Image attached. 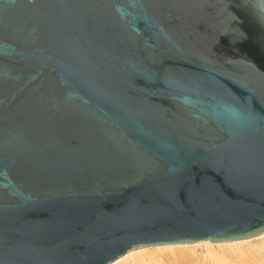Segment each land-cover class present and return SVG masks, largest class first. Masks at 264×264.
<instances>
[{"label": "water", "instance_id": "water-1", "mask_svg": "<svg viewBox=\"0 0 264 264\" xmlns=\"http://www.w3.org/2000/svg\"><path fill=\"white\" fill-rule=\"evenodd\" d=\"M262 0H0V264L264 234Z\"/></svg>", "mask_w": 264, "mask_h": 264}, {"label": "rangeland", "instance_id": "rangeland-1", "mask_svg": "<svg viewBox=\"0 0 264 264\" xmlns=\"http://www.w3.org/2000/svg\"><path fill=\"white\" fill-rule=\"evenodd\" d=\"M242 241H248V242H242L241 244L239 243V244H234L230 246L221 245L223 243L213 244L210 242H208L210 244H199L197 246L196 245L194 246V244H187L185 248L174 249V250H186L187 251L188 255L182 259L180 258L173 259V257H170L169 255L166 254L168 250H165V249L155 250V248L150 247L149 248L150 250L144 253H152V256L149 259L151 260L153 259V260L152 261L147 260L143 264H146V263L148 264H152V263H155V264H264V247L262 246V244L264 245V234H261L259 236H256L254 238H250L247 240H242ZM216 245H219V246H216ZM259 245L261 248H259ZM134 251H139V250L131 251L130 253H133V254L126 257V259H124L120 263L121 264H133L130 260V257L139 254V253H135ZM230 251L233 253L232 254L228 253ZM245 252L247 253V256ZM209 253H211L214 256L209 257L208 256ZM256 253H259L261 255L263 254V255L259 256V254H257L258 255V258H257ZM251 255L254 259L252 257L251 259H249Z\"/></svg>", "mask_w": 264, "mask_h": 264}, {"label": "bare ground", "instance_id": "bare-ground-1", "mask_svg": "<svg viewBox=\"0 0 264 264\" xmlns=\"http://www.w3.org/2000/svg\"><path fill=\"white\" fill-rule=\"evenodd\" d=\"M242 242H248V241H235V242H227V243H223V244H221V245H227V246H230V245H234V244H241ZM199 244H210V243H208V242H202V243H197V244H194V246L196 245H199ZM220 245V246H221ZM187 245H168V246H160V247H153V248H155V250H161V249H165V250H168V252L166 253L167 255H169L170 257H173V259H177V258H180V259H182V258H184V257H186L187 255H188V253H187V251L186 250H174V249H177V248H185ZM216 246H219V245H216ZM262 246L264 247V245L262 244ZM188 247H189V245H188ZM257 247V246H256ZM259 248H261L260 247V245H259ZM240 249V248H239ZM242 249V248H241ZM263 249V248H262ZM148 250H150L149 248L147 249H139V251H134L135 253H139V254H137V255H135V256H132V257H130V260H131V262L133 263V264H143V263H145L147 260L148 261H152L151 259H149L151 256H152V253H144V252H146V251H148ZM248 250V249H247ZM246 250V251H247ZM257 250V249H256ZM261 250V249H260ZM232 251V250H231ZM228 252V253H233V252ZM249 252V251H248ZM253 252H254V250H253ZM260 252V251H259ZM134 253V254H135ZM246 253V252H245ZM251 253V252H250ZM131 254H133V253H130V252H128L126 255H124L123 257H121L120 259H118L117 261H115V262H113L112 264H119L121 261H123L124 259H126V257H128V256H130ZM159 254V253H158ZM225 254V253H224ZM249 254V253H248ZM257 254H259V253H256V255ZM226 255V254H225ZM228 255H230V254H228ZM253 255H254V253H253ZM263 255V254H262ZM261 254H259V256H262ZM209 257H212V256H214V255H212L211 253H209V255H208ZM218 256V255H217ZM246 256H247V253H246ZM249 256V255H248ZM155 257V256H154ZM251 257H252V255L249 257V259H251ZM257 258H258V255L256 256ZM255 257V258H256ZM221 258V257H220ZM253 258V257H252ZM156 259V258H155ZM254 259V258H253ZM156 261V260H155ZM185 261V260H184ZM183 261V262H184ZM179 262V261H178ZM259 263V262H258ZM121 264V263H120ZM146 264H148V263H146ZM152 264H155V263H152Z\"/></svg>", "mask_w": 264, "mask_h": 264}, {"label": "snow or ice", "instance_id": "snow-or-ice-1", "mask_svg": "<svg viewBox=\"0 0 264 264\" xmlns=\"http://www.w3.org/2000/svg\"><path fill=\"white\" fill-rule=\"evenodd\" d=\"M261 7H264V0H262L261 2Z\"/></svg>", "mask_w": 264, "mask_h": 264}]
</instances>
